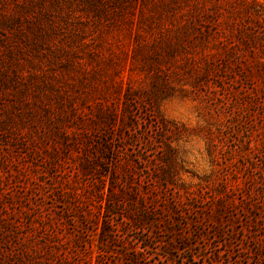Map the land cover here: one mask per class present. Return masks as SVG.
Segmentation results:
<instances>
[{"label":"rangeland","instance_id":"1","mask_svg":"<svg viewBox=\"0 0 264 264\" xmlns=\"http://www.w3.org/2000/svg\"><path fill=\"white\" fill-rule=\"evenodd\" d=\"M250 1L201 4L245 22L173 50L183 20L173 0H0V101L22 88L28 99L66 91L88 111L122 108L130 93L133 126L121 141L108 134L111 149L121 146L113 187L125 184L128 160L129 189L155 199L170 224L154 234L106 218L108 154L84 170L91 152L20 124L18 134L0 130V264H27V250L70 264H264V0L259 12L241 10ZM105 222L111 237L101 241Z\"/></svg>","mask_w":264,"mask_h":264},{"label":"trees","instance_id":"2","mask_svg":"<svg viewBox=\"0 0 264 264\" xmlns=\"http://www.w3.org/2000/svg\"><path fill=\"white\" fill-rule=\"evenodd\" d=\"M206 1L208 0H173V10H178L179 16L183 17L175 31V39L171 42L173 50L188 47V44L192 43V39L197 37L203 36V39L209 41L210 37L215 35L211 29L212 26L218 28V26L225 25L226 28L232 30L233 28L237 29L235 27L238 26L241 28L240 26L245 22L241 19L236 20L231 15L232 13L222 19L217 2H212L211 6L208 7V11H206L201 6ZM248 4L241 10L246 13L259 12L257 9L258 0H251ZM230 12L233 11L230 10ZM217 33L218 31H216ZM231 36H234V34H229L228 37H225V40H229ZM218 40L221 41V38ZM161 74L165 75V72ZM155 75H158V73L155 72ZM13 93L14 100H12L10 105L0 101V130L5 129L6 136H9V133L18 134V125L25 124L29 128V134L35 133L43 139L49 137L51 141H54V145L56 142L61 141L64 148L70 147V149L75 151L81 150L84 154L91 152L97 158L94 161L90 159V162H81L82 169L87 171H91L98 159H103L105 153L108 154L110 161L107 163H109L111 175L114 177H112L109 189L104 192L99 191V204L103 198V212L106 218L120 216L122 219H126L128 224H130L129 226L132 227L148 225L152 227L154 234L170 228L167 219L159 218L157 210L150 207L152 205L150 201L155 199L151 200L150 196L146 197V194L141 190L136 189L134 191L133 188L129 189L134 174L128 175L127 173L128 160L122 161V168L120 169L126 175L125 184L123 187H113L118 182V178L115 177L118 170L115 166L120 161V156H118L117 152L121 149V146L117 145L115 149H111L108 145V134L111 130L117 132V139L121 141L122 139L124 140L122 129H129L133 126L129 105L133 97L131 98L130 93L125 94L122 108L117 109L109 102L99 103L94 110L89 109L88 111L82 108L87 99L80 94L73 95L66 91H53L43 94L35 93L33 98L28 99L25 98L27 90L24 88ZM50 99H53L55 108L48 105V100ZM89 104L91 106L95 105L93 102H89ZM22 107L26 109H22ZM50 112H52L51 116L49 115ZM94 123L96 125H93ZM40 124L42 125L41 129H38ZM45 128H48V132L44 131ZM24 135L25 133L22 132V137ZM94 141H96L95 144H93ZM54 145L52 146L53 149ZM163 172L161 180L167 181L169 166ZM136 196L139 197L138 201H135ZM111 231L109 224L105 222L101 231V241L110 238ZM25 254L28 261L27 264H70L67 256L54 261V255L51 252L44 254L45 257L41 255L38 257L32 256L29 250ZM126 255V258L130 259L131 263L138 259L137 254L129 253ZM73 264L79 263L73 262Z\"/></svg>","mask_w":264,"mask_h":264}]
</instances>
